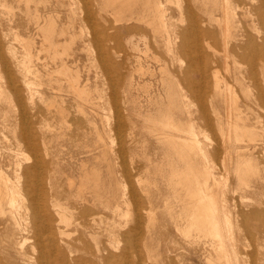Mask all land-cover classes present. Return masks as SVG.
<instances>
[{
	"label": "rangeland",
	"instance_id": "374dc122",
	"mask_svg": "<svg viewBox=\"0 0 264 264\" xmlns=\"http://www.w3.org/2000/svg\"><path fill=\"white\" fill-rule=\"evenodd\" d=\"M84 1L0 0V90L2 88L0 169H4L9 174L22 194L18 195L16 203L17 206H21L19 207L21 214L19 211L16 214L20 220L19 224L26 227V229H16L15 221L11 220L12 217L7 212L10 206L0 205L3 207V211L0 208V264H46L45 259L40 260L38 256L47 250L49 240L53 238L52 234L59 248L60 246L64 248L68 246L67 244L79 248L68 255L83 258L80 260L82 264H89L88 260L84 263V258L89 259L101 253L106 255L108 252L110 264L218 263L215 259L216 253H213L215 258L210 255L209 242H203L204 239L200 242L184 236L175 226L171 213L164 206L165 197H171V201H174L175 197L172 196L174 193L184 192L181 187L176 190L170 188L168 184L171 168L177 163L182 168L184 166V161L177 156V149H183L189 154L190 161H193L199 176L202 177L203 173L209 179L208 182L212 185L215 195L223 191L228 212L232 217L230 219L234 224L233 232L237 236L236 246L239 247L237 250L243 255L250 254H246L245 256L249 258L243 261L246 264L248 261V264H264V129L260 130L263 140L255 152L260 172L251 177L245 174L246 179L240 181L239 174L235 171L238 165L235 159L236 152L231 148L230 142L224 145L226 126H220L213 111L206 110L210 106L207 100L208 90H211L215 75L221 80L220 84H223L224 79L235 81L233 72L241 65V69L245 71V84L250 85L254 92L259 91L258 87H260L264 93L262 60L255 61L257 64L255 76L251 77L247 74L248 65L238 64L235 60L233 44L239 41V35L235 36V23L232 22L233 28L229 29L230 35H226L224 34L226 31H223L226 27H223L225 24H222L224 23L222 19L202 22V17L208 19L207 15L211 12V7L205 9L193 0H189V3L197 14L198 22L203 28L209 26L212 34L207 35L201 31L198 35L189 33L181 35V29L190 24V18L187 14L180 15L177 7L179 2L185 6L188 0H177L178 2L160 0L166 6V13L173 17L170 20L178 33L172 34L170 49L166 47L164 38L155 35L146 24L135 19L116 21L102 0ZM260 4L261 2L256 0L254 6ZM84 15L87 16L85 20H83ZM238 17L245 28L250 30L246 18L242 15ZM45 21L54 25L55 33L51 34L52 41L55 42L56 36V42L61 43L57 49L62 52L63 48H67L68 53H62V56L59 53L61 57L58 55L52 57L44 51L45 46L48 47L47 42L42 40L45 27L43 29L41 27L45 25ZM71 21H74V24ZM130 24L131 27L137 25L138 28L133 27V32L127 34L126 28ZM64 27L66 33L63 35L61 31ZM258 27L260 36H263L264 27ZM116 31L119 32L116 40L118 38V48L121 50L118 54H127L128 58L126 57L125 64L117 63L116 69L112 70L111 62L117 58L112 54V49L110 50L112 38L109 35ZM48 32L51 31H47V34ZM222 36L227 42L226 40L222 42ZM88 38L93 40L87 42L85 39ZM25 41L31 43L33 51V60L29 63L23 56L26 51ZM208 41L213 44L212 47H208ZM181 44H186L184 48L190 53L183 49ZM224 48L228 50L225 49L226 54L223 53ZM145 50L147 55L144 54ZM224 54L229 58H226V61ZM63 60L68 62L73 73L80 74L81 85H86L91 91L95 104L93 103V106L86 104L84 112L78 108L80 100L72 91L68 77L56 72L61 68ZM139 62L150 70L143 76L137 70ZM163 64L169 72L171 85L159 69ZM26 65L28 68L31 66L33 71L39 70L38 75L28 73ZM225 66H228L227 69ZM209 67L211 69L208 73ZM23 72L27 74L25 78ZM129 82H133L131 85L133 87H130L132 91L130 89V102L127 105L125 89L129 90ZM196 82L199 83L195 85ZM192 89L198 91L192 92ZM238 91L243 98V91L239 89ZM217 98V107L224 115L226 103L223 95ZM254 106L257 112H264L255 103ZM173 108L176 109L175 112ZM145 117L154 119L155 123L171 122L174 124L173 127L158 126L167 130L171 136L182 135L181 137L196 140L191 142H193L192 146L198 148L186 147L182 142L180 144L179 140L177 142L180 148L170 147L172 142L162 141L163 138L155 136L149 121H144ZM207 117L212 121L211 127L207 126L209 128L205 127L206 123L204 124ZM191 121L196 123L193 122L191 125ZM193 126L199 131L195 133H200L194 134V137L188 130ZM184 129H186L185 133ZM195 135L200 141H197ZM100 136L106 139L102 141ZM201 147L204 148L202 149L204 153L199 150ZM225 151L229 156L225 155ZM241 153L249 154L246 150H242ZM158 167L163 173L156 172ZM204 168L207 169L206 172ZM84 170L95 178L96 183H99L97 188L92 184L91 189L80 190L78 186L87 184L86 178L89 177ZM69 179L74 181L73 186L69 185ZM123 185L128 193L126 197L130 201V214L127 216L128 222L124 221L126 224L123 222L125 226L120 228V232L130 231L136 225V221H139L142 232L130 237V240L135 242V246L125 250V257L121 253L126 244L123 234H118L117 239L109 237L113 221L111 208H106L97 201L100 197L111 198L113 194L122 193ZM81 191L84 192L79 197ZM18 201H21L20 205ZM124 208L126 209V206ZM253 210L259 211V216H250ZM98 248L105 250L98 251ZM56 254H59V250ZM245 256L240 257L242 263ZM70 261V264L74 263ZM53 264L58 263L55 261Z\"/></svg>",
	"mask_w": 264,
	"mask_h": 264
},
{
	"label": "bare ground",
	"instance_id": "6f19581e",
	"mask_svg": "<svg viewBox=\"0 0 264 264\" xmlns=\"http://www.w3.org/2000/svg\"><path fill=\"white\" fill-rule=\"evenodd\" d=\"M102 1L105 4V6L108 7V10L111 11V13L115 17L116 21L135 19V20L139 21L140 23L142 22V23L146 24L148 27H150V29H152V31L154 32L155 35L157 34L159 36H162V38H164V42L166 44V47L168 49H170V44H171V40H172L171 36L174 33H175V35L178 33L175 31V27L171 23V20H170L173 17L171 16V14L169 15L168 13H166L167 12L166 6L160 0H102ZM176 1H173V2L176 3ZM193 1H195L196 3H199L205 9H208V6L211 7V12L207 15L208 19L207 18L205 19L204 17H202L201 21L203 22V21L207 20V21L211 22L212 20L216 21V20L222 19L224 21V23H222V24H225V25H223V27L224 28L226 27L225 28L226 30L223 29V31H226V33L224 32V34L230 35L229 29L233 28L232 22L235 23V27H236L235 36L237 37L239 35V41H237L233 44V49L235 50V55H236L235 60H236V63H238V64L246 63L248 65L247 74H249L251 77L255 76L254 74H256L255 72H256V68H257V64L255 63V61L257 59L262 60L261 67L264 68V33H263V36H260L259 27H258V26L264 27V0H259L261 2L260 6H254V3L256 2V0H193ZM109 3H110V6H108ZM179 3H178L177 8H179L180 15L181 14H187L190 18V24L187 27L181 29V31H180L181 35L184 33H189L191 35L192 34L198 35V33H200L201 31H202V33L204 32L207 35L212 34V31L210 30L209 26H208L209 28L208 27L203 28L201 26V24L198 22L197 14L191 9L189 0L187 1V4L185 6H183L182 4H179ZM218 11L220 13H217ZM238 11L240 13H238ZM80 12L82 13V11H80ZM49 14L51 15V13H49ZM240 15H242V17L246 18V20L248 21V23H247L248 26L251 27L250 30H249V28H245L244 24L242 23V20L238 17ZM36 16H38V15H35V17ZM39 16H41V15L39 14ZM53 16H54V14H53ZM86 17L87 16L84 15L83 20H85ZM200 17H201V15H200ZM73 22L74 21H71V23H73ZM43 27H45L44 28L45 30H43V31H44L46 36L43 34L44 38L42 40L46 41L47 42L46 44H48L47 48L45 46L46 49L44 48V51L49 53V55H51L52 57H55L57 55L60 56L59 53H61V56H62V53H68L69 51L67 50V48H63L62 52H60V50L57 49L58 47L61 46L60 45L61 43L59 44V42H56V40H55L56 36L54 39L55 42L52 41L51 36H53V35H51V34H53L52 32L55 33V28H54L53 23L46 22L45 25H42L41 28L43 29ZM133 27H135L136 29L138 28L137 25H135ZM133 27H131V24H130V26H127V28H126L127 29L126 31H128L127 34L131 33ZM139 29H141L140 26H139ZM47 31H51V32H48V34H47ZM118 31L114 32L112 35L111 34L109 35L112 38V47H110V50L112 49V52H113L112 54L117 58V59L115 58L116 60H114L115 64H113L114 63L113 60L111 62L110 67L112 68V70L116 69L117 63H120V64L124 63L125 59L127 57V54L126 55L125 54H121V55L118 54V51L121 52V50L118 48V46H119V43L117 42L118 38L116 40V37L119 35ZM64 33H66L65 27L61 31V34L64 35ZM253 33H257V34L254 35ZM260 33H261V31H260ZM226 35H225V37H226ZM176 39H178V38H176ZM85 40L87 42H90L91 40H93V38H90V39L88 38ZM126 40L128 41V38ZM224 40H226L225 42H227V39L223 37L222 42ZM43 41H42V43H43ZM70 41H72V40H70ZM188 44L190 45L191 42L190 43L188 42ZM207 44H208V47L213 46V44L210 43L209 41L207 42ZM185 45L181 44V46H183V49H185L184 48ZM190 46H193V45H190ZM31 47L32 46H31L30 42H28V41L24 42V48L26 51L23 49L25 51V55H23V56H25V58L24 57L23 58L28 63L33 60L32 59V56H33L32 52L33 51L31 50ZM193 48H195V47H193ZM226 48H227V46H226ZM226 48H224L223 50H225ZM183 49H181V51H183ZM185 50H187V52L189 51L188 49H185ZM226 50L223 53L226 54V52L228 51V50L227 51ZM49 51H51V52H49ZM140 53H141V51H140ZM188 53H190V52H188ZM144 54L147 55V50L144 51ZM183 54H185V53L183 52ZM136 55H138V54H136ZM114 56H113V58H114ZM129 56H131V55H129ZM139 57H142V56H139ZM227 57L228 56L225 57V61H226ZM14 59H16V57ZM53 59H55V58H53ZM111 59H112V57H111ZM227 59H229V58H227ZM193 61H195V58ZM190 62H191V60H190ZM249 62L251 64H249ZM17 63H18V59H17ZM23 63H25V62L23 61ZM28 63H27V65H28ZM139 63H140L139 65L137 64L139 66L137 68V70L143 76L145 73H148L150 70L148 68H144L142 66L141 62H139ZM127 64H129V63L127 62ZM226 65H228V64L226 63ZM28 66L26 69V71L28 73L29 72L33 73V74H35V76L38 75L39 70L33 71L32 67L30 66L29 67L30 69H29ZM241 66L237 67L236 70L233 72L234 73L233 76L235 78V81H229V80L224 79L223 84H220L221 80H219V78L215 75V78H214L212 85H211V90L207 89L209 91L208 92L209 98L207 99L206 96H205V98L210 103V106H208V108H206V110L213 111V113L216 116L215 117L216 121L220 126H223V125L226 126L224 129V134H225L224 145H226L225 144L226 142H230L231 148L236 152L235 159H236V163H238V165H237V168L235 171L237 172V174H239V180L243 181L246 179V177L244 176L245 174H249V176L251 177L252 175H255L258 172H260L259 167H258V161L256 159L257 157L255 156V152L257 151L258 146L260 145V142L263 140L261 138L260 130L264 129V112H262V113L257 112V110H255L256 108L254 106V103L264 110V93L260 90V87H258V86L257 87L259 88V91L254 92V91H252L250 85L245 84V82H244L245 71H243L241 69ZM227 67L225 66L226 69H227ZM159 69L165 75V77H167V81L171 85V79L169 78V72L167 70L166 65L163 64V66L161 68L159 67ZM210 69L211 68L209 67L208 73H209ZM56 72H57V74L65 75L68 77V80L70 81V84H71L72 91L78 96V98L80 100L78 102V108L81 112L85 111V105L86 104L87 105L92 104V106H93L94 101H93L90 89L86 85H83V86L81 85L80 74L78 72L73 73L72 69L70 68V66L68 65V62L66 60L62 61L61 68L56 70ZM23 74H24V72H23ZM26 75L23 78H25ZM0 77H1V75H0ZM161 79H163L162 76H161ZM165 80H166V78H165ZM208 82H210V81H208ZM25 83L27 84V81ZM132 83H130V85H129V90L125 89L126 96H127L126 97L127 105L130 102V100H129L130 96L129 95H130V92L132 91V89H131L133 87V86L131 87ZM198 83L196 82L195 85H197ZM146 86H145V88H147ZM0 87H1V85H0ZM208 87H210V84L208 85ZM130 89H131V91H130ZM238 89L240 91H243V93H244L243 98H241L242 95L240 96L241 93L238 91ZM194 90H196V89H194ZM194 90L192 92H194ZM1 91H2V88H1L0 92ZM196 91H198V90H196ZM183 92H184V90H183ZM184 94H185V92H184ZM200 94H201V91H200ZM174 95L176 96L175 93H174ZM180 95H182V93ZM191 95H192V93H191ZM220 95H223V100L226 103V110H225L226 112L224 113V115L220 112V109H219V107H217V104H216V100H218L217 97H219ZM151 96L153 97V95H151ZM165 96H164V98H165ZM195 96H197V94ZM157 99H159V98H157ZM173 99H175V98H173ZM200 99H202V98H200ZM165 101H166V99H165ZM176 102L178 103L177 100H176ZM205 105H209V104H205ZM204 108H205V106H204ZM173 109H172V111H173ZM175 110L176 109H174V112H175ZM167 113H168V111H167ZM163 114H165V113H163ZM203 118H205V117H203ZM210 118H211V116H210ZM210 118L209 117L206 118V120L204 122V124L206 123L205 127H207V126L211 127V125H212L211 119H213V118H211V119ZM144 121H149V123L151 124V127H152L151 129H153V134L155 136L161 137V139L163 138L162 141L172 142L171 146L169 145L170 147L180 148L179 147L180 145L177 142L179 140V143L182 142L183 144H185L186 147H191L194 149L198 148L195 145L192 146L193 142H191V141L196 142V140L191 139V138L187 139V138L181 137L182 136L181 134H180L181 135L180 137L171 136L170 134H168L167 130H165V129L163 130V129L159 128V126H158V125H163V127H165V128L171 127V126L173 127L174 124H172L171 122L167 121L165 123H162V121L156 120V121H158V122L160 121V122L155 123L154 119L151 120V118H148V117H145ZM180 122H182V121H180ZM193 122H195V121H193ZM193 122L191 121V123H192L191 125H193ZM195 125H197V124H195ZM180 126H182V125H180ZM194 127L195 126L188 129V130H190L189 132H191L193 135H191V133H189V134L193 137H194V134H198V135L200 134V133H195L198 129H196ZM209 127H207V128H209ZM188 128H189V126H188ZM175 129H177V126L175 127ZM194 129H196V130H194ZM184 130H185L184 131V133H185L186 129H184ZM179 131H181V130H179ZM197 132H199V131H197ZM204 133L205 132H203V134ZM203 134H201V135H203ZM195 137H197L196 138L197 141H200L197 135H195ZM206 137H207V134H206ZM223 137H224V135H223ZM105 139H106V137L100 136V140L103 141ZM112 140H113V138H112ZM205 140H207V139H205ZM207 141H210V140H207ZM211 143H212V141H211ZM199 144L201 145V143H199ZM200 145H199V147H200ZM202 149H204V148H202V147L199 148V150H202ZM224 149H226V148L224 147ZM242 150L248 151L249 154L248 155L242 154L241 153ZM11 151H13V150H11ZM176 153H177L178 158H180L182 161H184V166L182 165L183 166V168H182L181 165L178 164L177 162H176L177 164L175 163L176 165L173 164L174 166L171 168L172 170L169 173L170 181L168 180V184H169L170 188L176 189V190H178L179 187H181L184 192H176L173 195L171 194L173 197H175L174 201H171L172 200L171 197L170 198L165 197L166 199L165 198L163 199L164 206L166 207L167 211L171 213V219L174 220L175 226L178 227L179 231L184 236L192 237V239L194 238V239H197L199 241L201 239H204V241L202 240L203 242H209L210 246H209V244H208V246L211 247L210 255L211 254L213 255L214 252L216 253L217 258H215V255H213L214 258L217 259V261L213 260L214 262L215 261L218 262L216 264H220L219 262H221L222 264H246L245 261H247V259L249 257L247 258L245 256L247 254L246 252H245L246 254L243 255V253L240 252V250L239 251L237 250V249H239V247L237 248V246H236V242H237L236 237L237 236H235L234 235L235 233L233 232L234 224L232 223V221L230 219L231 216H230V213L228 212L227 205L225 203V199H224L225 196L223 194V191L221 190L222 193H218L217 195H215V193L213 192L212 185L209 184V182H208L209 179H207L205 177L206 175H204L202 173V177L204 176L206 178V179H204V177H203V179L205 180V181H203L202 177L199 176L198 170L196 169V167H194V165L192 163L193 161H190L189 154L185 153V151L183 149L182 150L177 149ZM203 153H204V151H203ZM225 155L229 156V154L227 152ZM172 156H173V153H172ZM202 156H204V155H202ZM204 157L206 159L208 158L206 156H204ZM225 157L226 156H224V158ZM223 164H226V163H223ZM211 167L212 166H210V168ZM224 167H225V165H224ZM225 168L227 169V167H225ZM114 169H115V167H114ZM206 170L204 168V172H206ZM84 171H86V170H84ZM115 171H116V169H115ZM93 172H95V171L93 170ZM156 172H158L159 174L163 173L162 169L159 167H158ZM86 174H89V177L86 178V181L88 180L87 184L86 183L80 184V186H78V187H80V190H84V189H88V188L91 189L92 184H93L94 188H97V184H99V183H96L95 178L90 176L89 172L86 171ZM83 176L85 177V175H83ZM115 176H116V174H115ZM208 176H210V175H208ZM17 177H19V176H17ZM112 177H114V176L112 175ZM216 177L218 178V176H216ZM115 178L117 179V177H115ZM154 178H156V177H154ZM157 178H158V176H157ZM152 179H153V177H152ZM163 181H165V179ZM73 183H74V181L69 179V185L73 186ZM107 183H109V182H107ZM151 184H152V182H151ZM154 184L155 183H153V185ZM125 185H126V183H125ZM165 185H167V184H165ZM222 186H223V184H222ZM121 187H124V185ZM82 192H84V191H81V193H79V195H78L79 197L83 195ZM19 194H21L19 192V188L17 187L15 182L12 180V178L9 176V174L4 169H0V205L3 206L4 204H7L10 206L9 210L7 209L8 210L7 212H9V214L11 215V217H12L11 220L15 221L16 225L14 224L15 225L14 227L16 229H21V228L26 229V227H22L19 224L20 220H18V215L16 214L19 211V207H21V206H17V204H16ZM126 195H128V193H127L126 188L124 187L122 193L119 192V193H116L115 195L113 194V195H111V198H101V197L99 199L97 198V201H99L100 204H102L104 207L109 208V209L111 208V211L113 214L112 218H111V219H113L112 229L109 230V237L110 238L111 237L114 238L118 234L120 235V233H121L120 228L122 226H125L126 222H128L127 216L130 214V209H129V204H130L129 202L130 201L126 197ZM120 198H122V199H120ZM85 199H86V197H85ZM21 200H22V198H21ZM85 201H87V200H85ZM18 202H19L18 205H20L21 201H18ZM1 206H0V208L2 209L3 207H1ZM125 206H126V209L124 208ZM177 206H179V208H177ZM14 208H15V210H14ZM1 211H3V209ZM4 211H5V209H4ZM86 211H88V210H86ZM137 211H138V209H137ZM253 211L254 212L251 211L250 216H252V215L255 217L259 216V214H258V213H260L259 211H256V210H253ZM19 213H20V211H19ZM61 216H62V214H61ZM60 219H62V218H60ZM124 221H126V222H124ZM176 224H178V225H176ZM27 229H28V226H27ZM140 232H141V225L139 224V221H136V225L132 229H130V231L121 233V234H123L124 239L126 241V244L124 246L125 248H123V250L121 251V253L124 257H125V250L128 247H131V246L134 247L135 246V242L131 241L130 237H133L134 235H137ZM224 232H225V234H224ZM141 234H142V232H141ZM254 235H256V234H254ZM52 237H53L52 240H49L47 250L41 252V255L38 256L40 260H42L44 258L45 259L44 263H46V264H53L55 261L58 264H70L69 263V262H71L70 260L74 261L73 264H82V262L80 260L83 258L72 257V256L70 257L68 255V253L72 254V252L79 250V248H77L76 246L71 245V244H67L68 246H65L64 248H62L61 246L59 248L56 244L57 241L55 240L54 234H52ZM206 237H208V239L211 238L212 240H208V239L206 240ZM50 238H51V235H50ZM117 238L118 237H116V239ZM237 239H239V238H237ZM188 241H190V240L188 239ZM194 246H195V244H194ZM117 247H119V246H117ZM208 248H207V250H208ZM58 250H59V254L57 255L56 253ZM97 250L103 251L105 249L104 248L103 249L98 248ZM104 254L101 253L99 256H94V257H91L89 259L84 258L83 261L85 263L88 260L89 264H110L109 263V257H110L109 252L106 253V255H104ZM114 255H116V254H114ZM247 255H250V254H247ZM244 256L246 258L242 259V261L245 260L242 263L240 260V257L244 258ZM210 260H212V259H210ZM51 262H53V263H51ZM248 263H249V261H248ZM211 264H213V263H211Z\"/></svg>",
	"mask_w": 264,
	"mask_h": 264
}]
</instances>
